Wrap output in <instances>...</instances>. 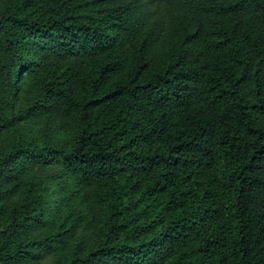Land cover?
I'll list each match as a JSON object with an SVG mask.
<instances>
[{
	"label": "trees",
	"instance_id": "1",
	"mask_svg": "<svg viewBox=\"0 0 264 264\" xmlns=\"http://www.w3.org/2000/svg\"><path fill=\"white\" fill-rule=\"evenodd\" d=\"M28 71L74 133L0 151V264H264V0H0V128Z\"/></svg>",
	"mask_w": 264,
	"mask_h": 264
},
{
	"label": "rangeland",
	"instance_id": "2",
	"mask_svg": "<svg viewBox=\"0 0 264 264\" xmlns=\"http://www.w3.org/2000/svg\"><path fill=\"white\" fill-rule=\"evenodd\" d=\"M40 91L41 81L37 73L24 72L17 79L15 91L8 100L12 104L14 118L10 124L0 128V151L11 148L17 139L21 143L27 142L35 146L41 144L58 147L68 143L74 133L71 119L60 117L48 109H37L35 103L41 95ZM18 161L21 162L19 176H37L46 184L44 206L45 216L49 221L63 219L70 213H75L73 209L81 206L80 199L84 195L82 192L80 195L76 194L62 165L52 160L44 162L34 158H21ZM83 208L85 209H81ZM83 214L87 220L90 218L96 222V213ZM70 217L72 218L71 215ZM78 219L82 225L87 221L82 216Z\"/></svg>",
	"mask_w": 264,
	"mask_h": 264
}]
</instances>
